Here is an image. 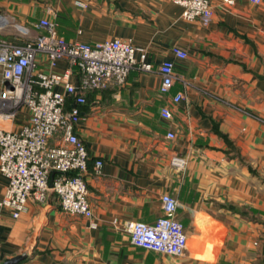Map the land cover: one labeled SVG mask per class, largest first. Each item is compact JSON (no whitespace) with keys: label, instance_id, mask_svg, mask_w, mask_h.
I'll use <instances>...</instances> for the list:
<instances>
[{"label":"crops","instance_id":"1","mask_svg":"<svg viewBox=\"0 0 264 264\" xmlns=\"http://www.w3.org/2000/svg\"><path fill=\"white\" fill-rule=\"evenodd\" d=\"M74 1L0 0V14L15 20L17 34L35 36L22 23L53 9L66 40L129 41L151 69L135 67L123 84L86 92L79 107L74 131L89 157L92 216L62 211L52 190L29 199L17 218L2 209L0 264H264V0H210L206 22L184 19L173 0ZM173 46L187 56L176 57ZM163 60L175 75L166 96L158 92ZM6 183L0 174V199ZM163 193L177 200L181 256L136 247L125 230L127 222H154Z\"/></svg>","mask_w":264,"mask_h":264},{"label":"built area","instance_id":"2","mask_svg":"<svg viewBox=\"0 0 264 264\" xmlns=\"http://www.w3.org/2000/svg\"><path fill=\"white\" fill-rule=\"evenodd\" d=\"M186 20L206 22L212 15L210 0H173ZM233 4L234 0H222ZM258 4L261 0H248ZM74 4L85 7L75 0ZM22 25L38 33L21 36L14 31L15 20L0 14V174L7 180L0 199L1 210L17 218L29 199L43 200L48 190L57 196L62 211L91 217L87 185L88 153L74 131L86 101L85 94L108 84L121 85L135 67L149 71L142 48L114 37L102 41L66 40L57 32L56 12ZM178 58L185 50L173 46ZM139 57H136V53ZM67 66L57 71L59 61ZM158 92L168 95L174 79L170 60L157 67ZM180 93L172 97L178 102ZM70 100L71 104L66 105ZM170 118L167 105L160 108ZM167 138L174 137L167 132ZM179 168L184 159L173 157ZM102 161L94 160L92 171L101 173ZM162 214L152 223L127 222L125 230L132 245L156 252L181 256L186 247L183 225L176 219L177 200L168 193L160 196Z\"/></svg>","mask_w":264,"mask_h":264},{"label":"water","instance_id":"3","mask_svg":"<svg viewBox=\"0 0 264 264\" xmlns=\"http://www.w3.org/2000/svg\"><path fill=\"white\" fill-rule=\"evenodd\" d=\"M18 258H13V259H10V260H6L4 262H2L1 264H12L13 262H15Z\"/></svg>","mask_w":264,"mask_h":264},{"label":"trees","instance_id":"4","mask_svg":"<svg viewBox=\"0 0 264 264\" xmlns=\"http://www.w3.org/2000/svg\"><path fill=\"white\" fill-rule=\"evenodd\" d=\"M69 102L71 103V101H67V103H69ZM67 103H66V105H67ZM70 103H69V105H70ZM67 107H68V106H67Z\"/></svg>","mask_w":264,"mask_h":264}]
</instances>
